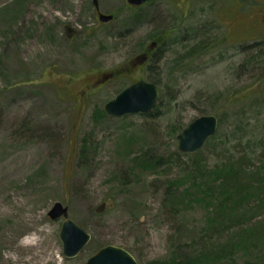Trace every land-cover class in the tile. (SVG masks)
<instances>
[{"label": "rangeland", "instance_id": "1", "mask_svg": "<svg viewBox=\"0 0 264 264\" xmlns=\"http://www.w3.org/2000/svg\"><path fill=\"white\" fill-rule=\"evenodd\" d=\"M99 7L114 18L93 0H0V264H86L107 244L139 264H264V0ZM138 79L155 106L108 113ZM204 114L217 133L181 151ZM58 201L92 233L74 258Z\"/></svg>", "mask_w": 264, "mask_h": 264}, {"label": "water", "instance_id": "2", "mask_svg": "<svg viewBox=\"0 0 264 264\" xmlns=\"http://www.w3.org/2000/svg\"><path fill=\"white\" fill-rule=\"evenodd\" d=\"M99 7V0H93ZM149 0H127L133 5H143ZM113 14L100 13V20L110 21ZM159 88L155 83L140 80L122 90L114 99L106 104L108 113L120 116L135 112H149L159 98ZM219 127L216 114H204L191 121L178 135V147L183 152H196L203 148L213 137ZM53 219L64 218L60 230V239L64 254L68 258L78 256L92 239V233L86 230L75 219L69 216V206L55 202L49 211ZM86 264H139L137 258L127 248L107 244L91 255Z\"/></svg>", "mask_w": 264, "mask_h": 264}, {"label": "flooded vegetation", "instance_id": "3", "mask_svg": "<svg viewBox=\"0 0 264 264\" xmlns=\"http://www.w3.org/2000/svg\"><path fill=\"white\" fill-rule=\"evenodd\" d=\"M96 11H97V13H101L100 7H97V6H96ZM67 29H68V32L71 33V31H72L71 27H67ZM158 45H159L158 41L153 40V41L149 44V46H148L146 52H143V53L139 54L138 56H136V57L131 61V65L129 66V67H130L129 69L132 70V69H134V68H139V67L144 66V65L147 63V61L149 60V58H150L151 56L153 57V55H154L155 52L157 51V48L159 47ZM140 80H145V79H138V80L134 81L133 83H135V82H137V81H140ZM107 81H108V79L104 80V82H102V83H106ZM133 83H132V84H133ZM99 86H100V85H99ZM129 86H130V85H129Z\"/></svg>", "mask_w": 264, "mask_h": 264}, {"label": "trees", "instance_id": "4", "mask_svg": "<svg viewBox=\"0 0 264 264\" xmlns=\"http://www.w3.org/2000/svg\"><path fill=\"white\" fill-rule=\"evenodd\" d=\"M260 83H261V86L264 85V84H263L264 81H262V82L258 81V84H259V85H260ZM128 250H130V249L128 248Z\"/></svg>", "mask_w": 264, "mask_h": 264}]
</instances>
